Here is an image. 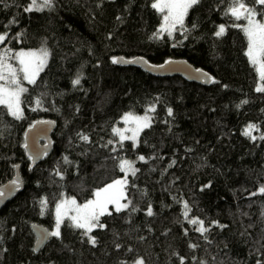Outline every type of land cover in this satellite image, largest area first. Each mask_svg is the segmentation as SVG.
I'll list each match as a JSON object with an SVG mask.
<instances>
[{
    "label": "trees",
    "instance_id": "obj_1",
    "mask_svg": "<svg viewBox=\"0 0 264 264\" xmlns=\"http://www.w3.org/2000/svg\"><path fill=\"white\" fill-rule=\"evenodd\" d=\"M153 2L52 0L51 8L26 12L31 0H0V34L8 37L0 49L48 52L21 94V118L0 105V185L16 165L23 182L0 208V264H264V92L256 91L264 82L234 26L243 19L225 14L230 0H200L185 17L186 31L157 38L162 15ZM245 3L264 12L254 0ZM220 25L226 31L217 37ZM119 57L153 64L184 58L211 82L155 77L112 62ZM149 108L150 126L137 143L117 141L113 128L123 113ZM41 119L55 122L51 150L31 166L23 136ZM250 124L259 129L254 140L243 134ZM124 160L138 169L127 174L131 203L100 217L105 227L89 234L96 244L65 218L60 236L34 251L31 224L51 229L60 199L91 198L124 174Z\"/></svg>",
    "mask_w": 264,
    "mask_h": 264
},
{
    "label": "snow or ice",
    "instance_id": "obj_2",
    "mask_svg": "<svg viewBox=\"0 0 264 264\" xmlns=\"http://www.w3.org/2000/svg\"><path fill=\"white\" fill-rule=\"evenodd\" d=\"M200 3V0H154L151 4L153 9H156L162 15V23L156 34L157 38L162 34L167 33L168 36H172L173 32L184 28L185 17L188 15L190 9L194 8ZM256 5L264 6V0H254ZM52 0H31L30 5L25 8L26 12L30 11H42L44 8H51ZM226 15H230L235 20L241 19L246 21L244 25H234L240 27L244 32L248 40L247 50L245 55L248 57L249 62L255 67L259 73V78L264 82V19L258 20V15L264 17V12H257L255 7H249L245 0H230ZM119 19V18H118ZM226 29L224 25L219 26V30L215 33L217 37L222 36ZM7 34H0V44L7 39ZM10 49L0 52V105L7 108L8 112L16 117L21 118V94L26 92L27 89L21 86V78L26 80L30 84H35L36 78L39 73L43 70L46 65L48 52L46 49L39 51H20L15 56H10ZM9 59H16L20 65L19 69L13 67L8 63ZM113 63H118L119 60L113 59ZM166 63H171L167 61ZM163 67V65L161 66ZM74 85L80 84V78L78 77L73 81ZM257 92H264V84H261L256 88ZM242 103H247L243 101ZM39 104V101H37ZM148 111H154V108H150ZM168 115H172V109H168ZM125 124L132 123L135 127L125 128L121 130L114 128L113 131L120 137V141L132 140L136 142L139 132L146 127L150 126V117L145 114L143 117L134 116L132 113H126L122 117ZM253 130H259L257 125L250 124L244 130L243 134L249 136L253 140L256 139L252 136ZM125 132H131L130 136L125 135ZM264 139V136L260 137ZM82 139L87 140V136H83ZM112 143V141H109ZM67 159V158H65ZM140 160H144V157H139ZM120 169L125 172L124 179H118L107 185L103 189L97 190L94 193V199L87 201L84 204H77L75 199H69L62 201L57 205L56 209V230L51 235L55 237L60 236V225L63 222V218L67 216L75 228L83 229L84 234L88 235L89 242L93 245L96 244L94 237L89 235L95 228H104L105 225L100 223V217L107 214L111 215L108 210L109 205H113L116 212H120L129 207L128 203H121L122 200L126 199L125 186L127 184V174L135 175L136 169L132 162L124 160L120 164ZM13 185L17 182L13 181ZM207 187V185L205 186ZM261 194H264V187L259 189ZM5 193L0 191V197H3ZM255 195V193L253 194ZM42 203H46L42 201ZM135 210V209H133ZM189 207L187 202L184 203V217L188 219ZM69 213H74L69 216ZM147 214L153 215L151 207L148 208ZM191 224H199L197 229L201 233L207 231L204 227V222L198 219H191L188 221ZM192 247H195L194 245ZM136 264H143L142 260L136 261ZM183 264V258L181 259Z\"/></svg>",
    "mask_w": 264,
    "mask_h": 264
},
{
    "label": "water",
    "instance_id": "obj_3",
    "mask_svg": "<svg viewBox=\"0 0 264 264\" xmlns=\"http://www.w3.org/2000/svg\"><path fill=\"white\" fill-rule=\"evenodd\" d=\"M121 64H135L155 77L179 76L185 80L198 83L203 86L209 85L211 75L201 68H196L184 58H172L167 61L171 63L153 64L142 57H133L131 59L118 58ZM163 65V67H161ZM55 122L50 119H41L33 122L24 132V151L29 157L31 166L39 162L42 157L51 150V133L54 130ZM13 181L17 183L13 185ZM23 182L18 172V165L15 167L13 179L0 185V191L5 195L0 197V208L12 198V196L22 188ZM31 231L35 236L33 245L34 251H38L51 237L49 228L40 223H32Z\"/></svg>",
    "mask_w": 264,
    "mask_h": 264
},
{
    "label": "rangeland",
    "instance_id": "obj_4",
    "mask_svg": "<svg viewBox=\"0 0 264 264\" xmlns=\"http://www.w3.org/2000/svg\"><path fill=\"white\" fill-rule=\"evenodd\" d=\"M38 2H39V0H38ZM30 5V4H29ZM28 5V6H29ZM27 6V7H28ZM258 20H260V19H264V17H262V16H260V15H258L257 17H256ZM244 24H246V21L245 20H243V25ZM246 40H247V37H246ZM247 46H248V40H247ZM41 49H43V48H40V49H16V50H13V51H11L10 52V56H15V54L16 53H18V52H20V51H24V52H28V51H39V50H41ZM4 50L3 49H0V52H3ZM8 63H10L13 67H16L17 69H19V67H20V65H19V63H18V61L16 60V59H9L8 60ZM257 70V69H256ZM257 73H258V71H257ZM258 75H259V73H258ZM27 84H29L26 80H23L22 78H21V86L22 87H24V88H26V86H27ZM259 86H260V84H259ZM20 108H21V106H20ZM150 109V108H149ZM126 113H132L134 116H140V117H143L145 114H147L149 117H150V120H151V114H150V111H145V112H142V113H134V112H125V113H123V115L121 116V118H120V121H121V123H119L118 125H116L114 128H119V129H121V130H124L125 128H132V127H135V125L134 124H132V123H129V124H125L124 122H123V120H122V117L124 116V114H126ZM113 128V129H114ZM142 131V130H141ZM140 131V132H141ZM140 132H139V135H140ZM125 135H127V136H130L131 135V132H125L124 133ZM139 135L137 136V139H136V142L134 143L132 140H130V141H132L134 144H136L137 143V141H138V138H139ZM117 136V141H120V137L118 136V135H116ZM121 142V141H120ZM139 157H141V156H138L137 158L139 159ZM130 162H132V164H133V166H134V161L133 160H130ZM125 178V172H124V174L122 175V176H117V177H115V178H113L110 182H108L107 184H105L103 187H101L100 189H103L104 187H106L107 185H109V184H111L113 181H115V180H118V179H124ZM100 189H97V190H100ZM96 190V191H97ZM95 191V192H96ZM124 191H125V189H124ZM94 192V193H95ZM95 197H94V194H93V196L91 197V198H89V199H87V200H85V201H83V202H78L75 198H73V197H71V196H64L62 199H60L59 201H58V203H57V205H59L62 201H65V200H69V199H75L76 200V202H77V204H84V203H86L87 201H89V200H92V199H94ZM129 201L127 200V199H124V200H122L121 201V203H128ZM57 205H56V208H55V211H56V209H57ZM129 206H130V204H129ZM108 210L109 211H111V210H115L114 209V206L113 205H109L108 206ZM74 213H69V216L70 215H73ZM65 218H68L67 216H65L63 219H65ZM69 219V218H68ZM54 230H56V223L53 225V227H52V229H51V233L54 231Z\"/></svg>",
    "mask_w": 264,
    "mask_h": 264
},
{
    "label": "bare ground",
    "instance_id": "obj_5",
    "mask_svg": "<svg viewBox=\"0 0 264 264\" xmlns=\"http://www.w3.org/2000/svg\"><path fill=\"white\" fill-rule=\"evenodd\" d=\"M52 229V228H51ZM51 229H49L50 230V232H51ZM34 235V234H33ZM35 237V236H34ZM36 239V238H35Z\"/></svg>",
    "mask_w": 264,
    "mask_h": 264
}]
</instances>
